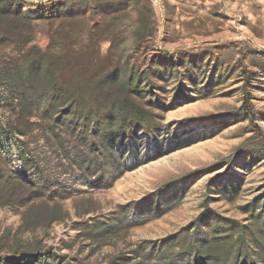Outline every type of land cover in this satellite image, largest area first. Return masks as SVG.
Listing matches in <instances>:
<instances>
[{
  "label": "rangeland",
  "instance_id": "rangeland-1",
  "mask_svg": "<svg viewBox=\"0 0 264 264\" xmlns=\"http://www.w3.org/2000/svg\"><path fill=\"white\" fill-rule=\"evenodd\" d=\"M6 1L30 20L20 14L0 18V69L17 61L21 45L56 57L63 80L98 79L115 67L125 76L138 74L141 92L131 99L155 116L160 130L150 136L137 128L117 137L122 171L117 175L112 154L100 181L92 172L100 161L91 149L93 125L44 114L43 100L18 122L0 80L1 155L40 194L23 205H0V238L7 235L9 244L39 241L42 253L75 263L155 264L151 248L186 229L206 204L250 225L248 211L264 198V151L237 109L246 68L264 136V0L0 3ZM50 2L64 4L65 11L38 18V7ZM141 20L146 26L136 32ZM20 148L33 160L27 170ZM46 215L58 219L48 222ZM112 218L118 227L97 235Z\"/></svg>",
  "mask_w": 264,
  "mask_h": 264
},
{
  "label": "trees",
  "instance_id": "trees-1",
  "mask_svg": "<svg viewBox=\"0 0 264 264\" xmlns=\"http://www.w3.org/2000/svg\"><path fill=\"white\" fill-rule=\"evenodd\" d=\"M19 6L9 2L0 3V18L12 16L15 19L24 16ZM65 11L64 4L39 6L38 18H52ZM20 14V15H19ZM24 19L30 18L24 16ZM146 23L141 20L139 32ZM9 32L8 30L3 31ZM7 35V34H6ZM17 61L0 69V80L7 88L6 104L17 115V121L24 111L31 109L38 100L44 101V114L59 113L66 123L93 125L96 136L91 149L96 151L99 163L94 164L92 172L97 171V180L102 181L111 162L110 155L117 161V175L122 171L120 156L116 151V138L132 136L137 128L148 135L159 131L155 116L145 107L131 99L132 94L141 92L142 78L138 74L114 68L102 74L98 79L93 76H77L75 80H63L56 74L57 58L47 52L18 47ZM242 100L238 114L248 120L258 134L264 151V136L256 124V115L252 103L250 81L252 74L242 69ZM19 158L24 170L29 169L33 160L26 150L20 148ZM109 173V172H108ZM113 178L111 179V181ZM32 182L23 180L15 174L4 161L0 152V205H23L34 201L40 194L34 192ZM97 186V183L88 182ZM34 198V199H33ZM33 199V200H32ZM262 206L250 209V225L241 221L215 214L206 204L204 212L186 229L172 233L153 247L149 255L155 258V264H264V198ZM126 213L128 205L124 206ZM40 218L39 215H37ZM48 222L58 218H47ZM118 227L117 218L99 226L96 234H103ZM7 235L0 238V264H88L68 260L67 256L54 252L42 253L39 241L9 244Z\"/></svg>",
  "mask_w": 264,
  "mask_h": 264
}]
</instances>
